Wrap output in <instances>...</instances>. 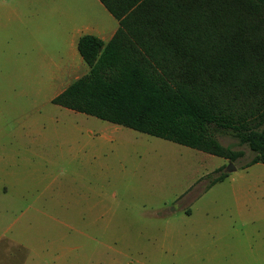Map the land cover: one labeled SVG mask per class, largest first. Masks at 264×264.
I'll list each match as a JSON object with an SVG mask.
<instances>
[{"label":"rangeland","instance_id":"obj_1","mask_svg":"<svg viewBox=\"0 0 264 264\" xmlns=\"http://www.w3.org/2000/svg\"><path fill=\"white\" fill-rule=\"evenodd\" d=\"M61 83L0 101V264H264V165L247 146L215 132L243 153L230 162L62 109Z\"/></svg>","mask_w":264,"mask_h":264},{"label":"trees","instance_id":"obj_2","mask_svg":"<svg viewBox=\"0 0 264 264\" xmlns=\"http://www.w3.org/2000/svg\"><path fill=\"white\" fill-rule=\"evenodd\" d=\"M100 1L119 28L79 38L89 70L51 103L233 162L230 132L264 165V0Z\"/></svg>","mask_w":264,"mask_h":264},{"label":"crops","instance_id":"obj_3","mask_svg":"<svg viewBox=\"0 0 264 264\" xmlns=\"http://www.w3.org/2000/svg\"><path fill=\"white\" fill-rule=\"evenodd\" d=\"M129 1L106 0L116 10ZM118 28L100 0H0V101L7 92H28L23 82L57 76L64 83L51 103L89 70L77 51L79 38L91 35L106 44ZM1 255L8 257L7 251Z\"/></svg>","mask_w":264,"mask_h":264},{"label":"water","instance_id":"obj_4","mask_svg":"<svg viewBox=\"0 0 264 264\" xmlns=\"http://www.w3.org/2000/svg\"><path fill=\"white\" fill-rule=\"evenodd\" d=\"M233 170H234V168H233L232 164L229 163L228 166H227V168H226V171H227V172H231V171H233Z\"/></svg>","mask_w":264,"mask_h":264}]
</instances>
